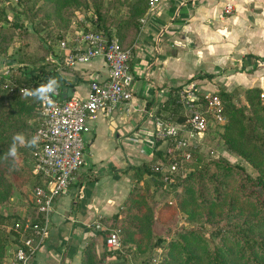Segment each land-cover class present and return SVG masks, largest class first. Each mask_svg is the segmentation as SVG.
Returning <instances> with one entry per match:
<instances>
[{"label":"crops","instance_id":"crops-1","mask_svg":"<svg viewBox=\"0 0 264 264\" xmlns=\"http://www.w3.org/2000/svg\"><path fill=\"white\" fill-rule=\"evenodd\" d=\"M142 19L128 35L131 98L89 119L84 161L55 198L30 264H80L89 223L117 210L132 183L128 166L152 154L153 111L169 85L191 77L202 90L257 86L264 95V0H160ZM63 66L66 95H85V72L106 73L100 57Z\"/></svg>","mask_w":264,"mask_h":264},{"label":"trees","instance_id":"trees-1","mask_svg":"<svg viewBox=\"0 0 264 264\" xmlns=\"http://www.w3.org/2000/svg\"><path fill=\"white\" fill-rule=\"evenodd\" d=\"M141 3L143 6L138 10ZM128 5L132 14L143 16L147 13V0H132L128 2ZM138 16L139 21L141 16ZM118 23L120 25L116 27L115 35L118 43L121 47H128L131 50L128 35L132 36L138 30V22L136 18L125 17ZM22 30L26 31L24 26ZM46 47L47 49L42 52L41 57H46L53 48L49 44ZM43 61L42 59L39 63L27 68L23 80L15 81L16 84H24L30 89H34L40 84L46 83L49 77H55L59 84L65 86L71 84L59 74L54 65L45 68L44 63L47 62ZM62 67L64 66L62 65ZM190 79L191 77L184 82H188ZM184 82L167 87V96L164 101L158 103L154 113L159 112L161 107L165 108L169 98L174 103L175 90ZM234 88L241 92L244 101L234 99L235 92L218 87L215 92L222 103L224 121L214 122L212 126L205 128L203 134L209 138H220L228 150L245 159L257 170V174L251 175L242 166L231 163L222 153L215 156L199 154L198 158L201 160L202 166L198 167L200 163H197L198 161L196 164L192 163L189 170L182 176L170 173L168 170H161L157 162L165 160L162 152L167 141L170 142L167 137L154 140L150 158L140 160L139 164H134L135 166L132 164L128 166L136 172L134 174L136 179L148 174L149 180L157 186L164 185V183L174 184V186L181 184L182 186V192L176 203L165 200L157 207L155 216L153 215V206L144 199V193L136 191V189H130L127 192L121 202L120 209L111 215L114 220L121 222V227L125 229L126 234L128 233L126 239L131 241L138 251L144 249L141 245V237L151 236L152 219L154 217L156 219L163 218L162 213L165 209L179 208L186 213L188 219H191L196 207H204L206 209L204 219L211 222L213 209L219 206L229 216V220L222 226L213 223L214 226L208 234L191 227L176 231L166 243L163 258L155 264H264V101L260 100L261 90L257 86H235ZM0 92H6V90L0 86ZM7 93V100L2 99L0 95V140L4 142V145L0 147V158L1 154H4L3 151L7 152L15 133H23L29 137L28 139L32 137L40 117L39 101L32 97H23L21 91L17 89ZM30 117L31 119L28 120ZM174 120L182 121V114H179ZM26 148L29 154L32 147L27 146ZM194 151L196 152V150ZM3 162L4 164L0 165V185L5 182L6 187L0 188L5 191L0 193L1 197L5 196L11 181L13 183L18 182V179L24 181L30 176L31 190L36 184H44L45 178L32 172L30 165L23 166L12 157H3L0 164ZM209 163L223 171L219 175L215 172H208L207 165ZM234 171L239 176L240 182L236 186L229 187L223 180V176L227 172L233 173ZM8 177L11 178V181ZM205 179L211 181L210 193L205 190ZM134 195L141 197V201H137ZM124 205L126 208L123 207ZM21 210L29 213L33 219L38 218V215L33 213L35 205L32 196L25 201ZM123 212L124 218L127 217V213L131 214V218L122 220L124 218L120 217ZM20 214L14 217H20ZM114 228L118 229L122 245L125 240L120 236V227L117 225ZM167 230H170V227ZM96 232L101 233L98 230ZM135 233H142L143 236H134ZM89 238L80 249V264H100L102 255L108 252H105V248L102 247L101 255H98L95 240L90 236ZM160 241L161 237L157 236L154 244L158 245Z\"/></svg>","mask_w":264,"mask_h":264},{"label":"built area","instance_id":"built-area-1","mask_svg":"<svg viewBox=\"0 0 264 264\" xmlns=\"http://www.w3.org/2000/svg\"><path fill=\"white\" fill-rule=\"evenodd\" d=\"M159 2L147 0V11H153ZM229 7L227 4L224 11ZM130 56V48L121 47L114 33L87 26L74 30L73 37L58 40L45 57L44 62L54 65L55 69L100 57L106 73L85 72L87 91L83 96L66 95L67 88L58 87L50 102H39L40 117L32 133V137L39 136V141L29 153L32 172L45 178L44 184H36L31 190L33 213L38 218L33 219L23 210L20 217L9 220L6 230L12 235V246L0 264H30L34 252L48 234L55 198L65 190L84 161L89 119L98 112L108 116L131 98ZM6 73L0 74V86L6 91L30 89L27 85L16 84ZM167 91L168 88L166 96ZM174 103L183 107V120L167 121L153 111L152 138H169L170 144L165 145L163 153L167 156L166 167L186 170L185 164L191 161L195 148V144L188 147L190 139L197 133L203 134L214 122L224 121L222 103L215 90H201L192 81L184 82L175 90ZM157 164L162 169L163 161ZM103 240L106 248H120L116 228L109 229Z\"/></svg>","mask_w":264,"mask_h":264},{"label":"rangeland","instance_id":"rangeland-1","mask_svg":"<svg viewBox=\"0 0 264 264\" xmlns=\"http://www.w3.org/2000/svg\"><path fill=\"white\" fill-rule=\"evenodd\" d=\"M131 1L132 0H0V74L7 72V76L9 74L12 80H23L27 68L45 59L44 56L41 57V54L46 51V46L48 44L54 47L61 37H73L74 30L78 28L87 26L99 27L116 35V27L120 25L118 22L125 17L136 18L139 26L141 24V18L146 16V14L143 16L139 15L141 17L138 21V15L130 12L128 2ZM142 6V3L139 4L138 10L142 8ZM23 26L28 32L27 34L26 31L22 30ZM44 66L45 68L51 67L48 62L44 63ZM229 91L235 92L234 99L244 101L241 92L237 91L235 88ZM7 92L8 91L0 92L2 99L7 100ZM259 97L263 102L264 95H259ZM183 111L181 105L173 103L169 98L167 106L165 108L161 107L160 111L155 114L162 116L167 121H175L174 118L179 116V114H183ZM30 119L31 117L28 120ZM25 137L27 139L29 138L27 135H25ZM3 143L4 142L0 140V147L4 145ZM169 144L170 142L167 141V145ZM192 144H195L194 150H196V152H193L191 162L188 161L185 164L186 170L179 167L174 169L166 167L168 163L166 155H164L165 160L161 170H168L170 173L180 174L182 176L189 170L192 163L196 164L197 161V163L201 161L198 158L199 154L203 156H215L218 153H222L231 163L242 166L243 169L251 175L257 174V170L245 159L228 150L227 147L222 144L220 138H209L206 134L197 133L190 139L188 147L192 146ZM26 147V145H18L15 159L19 164L27 167L30 165V156ZM164 150L165 146L162 153H164ZM2 153L4 154H1L2 157L0 161L3 160L7 152L3 151ZM139 162L140 161H136V163L132 165L135 166L139 164ZM3 164L4 162L0 165L2 166ZM199 166H202L201 162L198 167ZM207 171L215 172L219 175L223 170L209 163L207 165ZM135 173L136 172L131 169L130 177L132 178L130 179L132 183H129L128 191L130 189L142 191L145 195L144 199L149 205L153 206L154 216L157 207L165 200H171L174 204L176 203L182 192L181 184L174 186V184L164 183V185L160 184L157 186L149 180L148 174H144L143 177L136 179ZM8 178L11 181V178ZM223 180L227 182L229 187L236 186V184L240 182L239 176L235 171L233 173H225ZM30 185V176L24 181H20L19 179L16 183L11 181V185H9V190L7 189L5 196H0V261L8 256V250L12 246V236L10 232L6 230V226L12 217L22 212L21 209L25 201L31 197ZM194 186L196 187V184H194ZM3 187H6L5 182L3 185H0V188ZM204 187L206 188L204 189L210 193L211 181L205 179ZM2 192L5 191L0 189V193ZM134 196L137 201H141V197ZM120 206L115 212L108 215V217H99L100 223L98 226H96L95 223H89L93 231L89 236L96 242V252L98 255H101L102 247L105 248V252H108L102 255L100 264H155L163 258L166 250V243L174 236L176 231L191 227L202 233L208 234L210 229L214 226L213 223L222 226L229 220V216L219 206L213 209L211 222L205 221L204 219V212L206 211L204 207H196L197 209L195 208L194 216L191 219H188L186 213L179 208H172L171 210L165 209L162 213L163 218L156 219L154 217L152 219L153 230L150 237H141L142 233L134 234V236L141 237V245L144 247L142 251H138L133 243L126 239L128 233L126 234L125 229L121 227V222L111 217L112 214L120 209ZM123 207L126 208L125 205ZM190 207H193V205H190ZM124 212L121 213L122 215L120 218L124 216ZM128 214L129 213H127V217H123L124 219L122 220L130 219L131 214ZM117 225L120 227V236L125 241L120 245L119 249L106 248L103 237L109 229H114ZM169 227L170 230H167ZM95 230L101 231V233ZM89 236H87L83 245L90 239ZM157 236L161 237V241L158 245L154 244ZM106 255L108 258L105 257Z\"/></svg>","mask_w":264,"mask_h":264},{"label":"clouds","instance_id":"clouds-1","mask_svg":"<svg viewBox=\"0 0 264 264\" xmlns=\"http://www.w3.org/2000/svg\"><path fill=\"white\" fill-rule=\"evenodd\" d=\"M59 87V82L55 77H49L46 83L40 84L34 89H21L23 97H32L36 101L41 103L45 101H51V95L54 94ZM39 136H33L30 139H27L23 133H15L12 136V142L8 147L5 158L12 157L15 158L17 155V147L28 146L34 147L38 144Z\"/></svg>","mask_w":264,"mask_h":264}]
</instances>
